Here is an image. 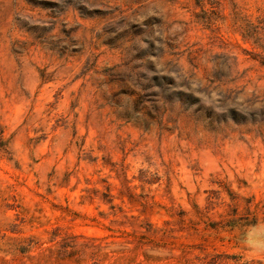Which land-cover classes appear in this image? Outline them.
<instances>
[{
	"label": "rangeland",
	"instance_id": "obj_1",
	"mask_svg": "<svg viewBox=\"0 0 264 264\" xmlns=\"http://www.w3.org/2000/svg\"><path fill=\"white\" fill-rule=\"evenodd\" d=\"M0 264H264V0H0Z\"/></svg>",
	"mask_w": 264,
	"mask_h": 264
}]
</instances>
